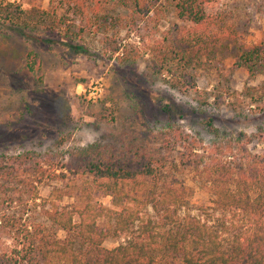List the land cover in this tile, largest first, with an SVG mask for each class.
Wrapping results in <instances>:
<instances>
[{"label": "trees", "instance_id": "trees-1", "mask_svg": "<svg viewBox=\"0 0 264 264\" xmlns=\"http://www.w3.org/2000/svg\"><path fill=\"white\" fill-rule=\"evenodd\" d=\"M219 1L49 0L48 9L33 3L23 9L18 2L0 0V35L14 30L27 39L62 28L74 53H86L85 39L93 37L103 52L114 55L121 32H148L153 16L160 20L171 13L177 22L168 43L154 45L149 62L161 73L173 54L181 69L171 71L167 82L188 86L184 70L190 64L212 59L224 43L246 32L248 12L237 4L206 11ZM255 4L264 9V0ZM263 58L253 47L236 63L254 78L258 70L264 74ZM228 89L224 96L236 99V91ZM238 94L250 98L251 113L264 112V77ZM162 109L169 111L167 105ZM147 132H108L85 146L62 150L59 142L44 150L1 154L0 264H154L161 258L184 264H264V148L252 152L242 135L204 145L175 125ZM150 136L160 140L159 150L149 146ZM176 147L177 159L159 154ZM178 168L191 172V181L209 196L194 213L186 208L191 187L173 172ZM44 185L50 187L45 197L39 193ZM98 196H108L109 204L96 201ZM120 238L111 248L103 245Z\"/></svg>", "mask_w": 264, "mask_h": 264}, {"label": "rangeland", "instance_id": "rangeland-1", "mask_svg": "<svg viewBox=\"0 0 264 264\" xmlns=\"http://www.w3.org/2000/svg\"><path fill=\"white\" fill-rule=\"evenodd\" d=\"M6 1L18 2L23 9H30L32 3L43 9L49 7V0ZM255 3L259 0H220L206 9H233L237 4L248 12L246 32L241 39L224 43L212 59L203 57L190 64L184 70L188 86L175 88L167 81L171 71L177 74L181 69L176 57L172 54L165 59L161 73L149 62L150 49L159 42L168 43L166 37L177 22L171 13L160 20L151 13L148 32H121L120 49L114 55L103 52L98 38L93 37H85L86 53H74L66 46L68 33L62 28L54 35L40 32L27 39L14 30L0 35V155L44 150L59 142L62 150L80 147L108 132L144 129L152 133L166 125L180 127L204 145L216 138L228 141L242 135L252 152L261 151L264 112L251 113L250 98L238 93L246 85H256L264 74L258 70L254 78H249L247 70L236 63L242 52L253 47L264 53V9L258 10ZM259 61L264 67V58ZM188 74L195 87L190 86ZM228 87V93L236 91V99L224 96L223 89ZM163 105L168 106V112ZM148 144L155 150L162 147L154 136L149 137ZM179 149L171 154L161 150L159 154L177 159ZM173 172L191 187L188 210L194 213L196 207L209 203L208 194L191 181V172L180 168ZM49 191L46 185L39 188L43 197ZM95 200L110 202L108 196ZM122 240H107L103 245L111 248ZM154 264L184 263L161 258Z\"/></svg>", "mask_w": 264, "mask_h": 264}]
</instances>
